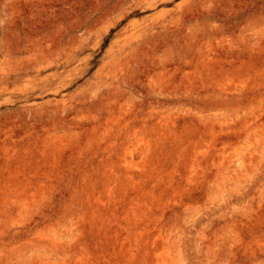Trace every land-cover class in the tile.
I'll return each mask as SVG.
<instances>
[{
  "label": "rangeland",
  "instance_id": "rangeland-1",
  "mask_svg": "<svg viewBox=\"0 0 264 264\" xmlns=\"http://www.w3.org/2000/svg\"><path fill=\"white\" fill-rule=\"evenodd\" d=\"M0 264H264V0H0Z\"/></svg>",
  "mask_w": 264,
  "mask_h": 264
}]
</instances>
